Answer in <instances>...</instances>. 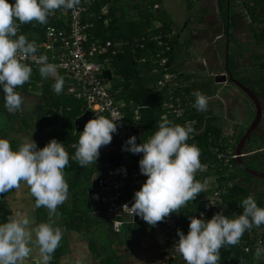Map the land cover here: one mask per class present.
<instances>
[{
    "label": "clouds",
    "instance_id": "9594fccd",
    "mask_svg": "<svg viewBox=\"0 0 264 264\" xmlns=\"http://www.w3.org/2000/svg\"><path fill=\"white\" fill-rule=\"evenodd\" d=\"M81 0H0V87L3 89L5 109L11 113L22 109L23 97L16 90L29 82L32 68L25 62L34 59L42 78L54 77L53 90L60 94L63 78L56 66L46 56L37 57L35 41L29 42L25 35H18L20 25L38 22L47 24L48 17L59 9H74ZM17 21L19 23H17ZM197 111L207 108V97L201 92L193 93ZM117 121V120H115ZM103 115L89 119L78 143L74 144L73 159L80 167L96 164L100 149L107 146L117 131V124ZM191 124H174L168 119L158 123V130L147 141L137 144L135 136L126 141L125 151L142 153L139 160L141 174L147 177L141 188L134 193L130 209L132 215L141 217L154 227L172 213L181 211L188 202L194 201L205 185L195 180V173L203 170L200 150L187 141L194 132ZM69 165V155L63 143L51 139L43 148L36 142L22 138L17 150L10 141L0 138V194L18 189L23 182L35 198V207L48 210V221L36 223L35 219L16 215L0 223V264H29L34 249L38 250L40 264H50L52 255L60 246L62 231L53 219L57 208L68 197V183L64 169ZM242 214L233 218L216 213L205 220L189 217V231L185 235L177 230V251L186 264H218L220 249L236 245L245 231L264 225V208L259 207L254 196L241 201ZM203 216V214H201ZM264 256V246L257 243L254 258Z\"/></svg>",
    "mask_w": 264,
    "mask_h": 264
},
{
    "label": "trees",
    "instance_id": "16d2710c",
    "mask_svg": "<svg viewBox=\"0 0 264 264\" xmlns=\"http://www.w3.org/2000/svg\"><path fill=\"white\" fill-rule=\"evenodd\" d=\"M185 1L187 8L191 10L195 6V3L200 4L203 0ZM8 2L12 4L15 0H8ZM152 2L156 3V1H150L149 4L151 6L154 5ZM216 2L218 13L224 20V35L227 38V46L230 42V38H233V31L240 27L235 12L237 6L242 5L243 15H240V17L242 19L248 18L252 38L263 49L259 54L262 61H259L257 66L258 69L264 71V4H261L259 0H216ZM101 3L98 4L99 8L94 10L92 16H88L91 11H88V9L83 14V20L93 22L94 25L89 31V43L95 41H98V43H105L107 40H129V46H123L122 50L115 49V52H113L111 48L105 55H91L90 58L98 61H103L104 58H108L106 68L110 70V79L105 80L113 81L110 84L109 91L113 94L115 100L124 101L125 106L123 108V113L125 121L132 128L133 134L137 138V143L140 144L147 141V139L152 136L156 130H158V123L162 120L168 119L174 124H179V122L174 120L167 112L166 92L163 89H157L155 87L158 75L153 72V68L155 67L153 57L157 47L153 41L149 40L143 44L142 48L139 47L140 38L150 37L157 30H161L165 39L170 43V50L168 52L170 66L172 67L171 70L176 72L173 68L172 62L174 61L175 50L181 45L179 41L180 35L177 32L173 33L171 31L168 20H165L163 17V23L159 28H149V24L152 21L158 18L160 19L164 14L157 16L155 15L156 13H149L147 11L150 10H147L148 6L146 5L144 9L146 10L145 12L147 14L146 17L148 23L146 22L143 29L132 37H122L113 33L109 25L104 27V18L100 15ZM94 5H97V3L92 4L91 2L89 7L92 9ZM59 10H56V14L53 16L48 17L47 24L41 25L38 22L33 21L31 23L20 25L18 35H27L26 37L29 42H44L46 40L45 29L47 26L65 25L64 20L61 19V12H59ZM86 13L87 16H85ZM17 23L19 22L17 21ZM149 29H152L151 32ZM30 36L33 38L30 39ZM37 52H41V49L37 48ZM226 62L228 71L231 72L236 79L243 82L253 92H255L264 109V85L262 76L257 79V88H254L250 85L249 77L242 76L240 73L234 72L235 58L228 52V47L226 48ZM39 66L40 65L35 67L30 66L32 68V74L35 78L40 76L38 70ZM58 74L64 81L63 90L60 94H56L53 90L52 86L55 83V80L46 82L43 81L42 83L44 96L41 97V99L44 103V114L42 120L40 121V125L42 129L53 125L51 123L54 119H58L57 117H52L54 110L56 111V115L58 113L61 114L60 127L50 129L47 133H42V135L50 140L54 138L58 142L63 143L65 150L69 155V165L64 169L65 177L68 179V190L74 193V198H77L78 196L87 195V191L89 193L90 186L92 184L96 185L97 188H100L97 178H109L115 181H121L119 178L122 177V173L121 171H118L113 164L108 163L105 152L100 153L96 164L89 165L90 168L80 167L73 159L75 148L72 144L78 143L79 132H82L75 130L74 120L86 109H88V106L83 100L76 99L71 93H69L68 88L72 83V80L67 77L62 70L58 72ZM28 85L29 83L26 82L21 88H19L20 90H25ZM178 86L175 89V93L181 96L183 108H185L184 98L182 92L179 91ZM164 115H166V118H163ZM253 115H255V109L252 111V116ZM97 116H99V114ZM196 116L197 114L191 115V112L187 111L185 108L183 116L184 119L182 120L196 119V123L193 124L195 133L187 142L189 144H195L199 148L200 162H205L209 165L207 171L195 173V180L204 183L206 178L211 175H215L214 180L216 185L213 187V190H219L222 198L221 207H226L225 210L223 209L224 215L228 216L230 219L233 218L234 215L242 214L243 209L241 207V201L248 195L254 196L258 206L264 208V191L258 190L254 193L250 191V183L253 182V175L244 171L238 165L236 158H232L229 161V166L233 167V172H230L228 165H224L221 161L217 160L215 154H213V151L217 147L218 151L233 155L235 153L236 145L239 139L243 136L248 125H246L245 128H242V130L235 137L234 142L230 143L227 139L222 138L220 128L213 124L214 121L211 118ZM247 146L252 147L247 150ZM252 151L254 152L249 153ZM242 153L246 154L241 157L244 166L250 169L262 171L264 168L263 133H252L244 143ZM239 176L242 177L245 186L236 182H232L231 184L228 183V181L234 180ZM257 181L264 182V179L258 178L255 179L254 182L257 183ZM203 193H205V191L199 193L194 201L188 202L187 205L179 212L178 215L184 226L188 225L190 221L189 217H199V212L203 208V203L200 201V195ZM4 194L5 193L0 194V218L3 220H5L6 215L8 214L5 202L2 200ZM100 194L98 198L100 197ZM92 197L95 198L93 191ZM66 224L69 226V221H66ZM157 226L159 228H164L162 222L158 223ZM256 228L264 229V225H261L260 227L253 226L249 230L245 231L238 244L226 245L222 247L220 249V260L218 264H264V260L254 258L257 243L260 242L261 246H264V230L258 232ZM245 248H248V250H245ZM171 262H174V257Z\"/></svg>",
    "mask_w": 264,
    "mask_h": 264
},
{
    "label": "crops",
    "instance_id": "0c3cea01",
    "mask_svg": "<svg viewBox=\"0 0 264 264\" xmlns=\"http://www.w3.org/2000/svg\"><path fill=\"white\" fill-rule=\"evenodd\" d=\"M150 1L151 0L92 1V4L97 3V5H94L92 9L88 7V11L91 10L88 16H92L94 10L99 8L98 4L103 2L101 3V7H100V15L104 18V24H103L104 27L109 25L113 33H116L122 37H126V36L132 37L133 35H135L140 30L143 29L146 22L148 23L146 17L147 14L144 11V7L145 5H150L149 4ZM204 1L210 2V0H203L202 2ZM123 2L125 3L124 5ZM158 3H162V0H158ZM158 3H155L154 5V7H157V5L159 7L158 8L159 11H156L155 15L157 16H160V14H164V15H162L160 19L158 18L152 21L149 24L151 26V27L149 26V28L156 29L160 27L163 23V18H164L165 20H168L171 31L173 33H176L177 31L173 29L172 27L173 23L170 21V18L173 21L171 14L168 11L160 10L163 7L161 6V4ZM184 3L186 6L185 0ZM124 9L125 10L127 9V12L130 15L129 19L125 18L126 12H124ZM187 10L189 9L187 8ZM59 12H61L60 13L61 19H63L65 23L66 13L63 11V8L59 10ZM147 12L153 13L151 10ZM202 13L203 15H201L202 17L198 19L197 23L199 26L203 27L202 29H204L206 33H208L207 36L203 38L204 40L203 49H205V46H208L207 43L209 41L212 45L218 40L224 38L225 25H224V20L222 19L220 20V22L222 23L223 28L219 31L213 30L217 28L216 24H219V19L216 18L213 23H210L205 16L206 12L204 9ZM235 15L237 17V21L240 25V28L243 27L245 25L244 24L245 22L239 15H237V10L235 12ZM85 16H87V13L85 14ZM183 20H185L184 25L186 27L188 23H190V18L188 17ZM209 25L210 26L212 25L211 27L212 29L210 27H207ZM238 28L236 29L238 30ZM149 30L151 32L152 29ZM211 31H213V35H214L212 40H210ZM177 33L180 35L179 41L181 45L178 46L177 49L175 50L174 59H173L174 61L172 62V65L173 68L176 70V72L175 71L174 72L177 74V79L179 83L178 88L179 91L182 92L186 110L191 112V115L197 114L196 117L211 118L214 121L213 124L220 128L222 138L227 139L230 143H233L235 137L237 136L236 133L239 130L241 131L243 128L242 124L244 123V119L247 117L250 103L247 102L246 104L243 105V108L245 107L244 111L246 112V114H244L243 117L241 116L239 120H235L233 118L228 119L227 115L223 113L222 109L224 108L227 109L229 105L232 104V99L237 97V93H236L237 91H235V89L233 88L235 84L230 85V81H229L227 85H224L223 82H217V79H214L216 85L220 87L216 88L213 93L205 95L208 100L206 110L197 111V109L193 107L195 103V97L192 95L191 87L187 84L189 83V81H191L190 79L191 77L192 79H194V75L188 70V68H186L185 66L183 67L181 65L182 60H180V66H181L180 70L176 65V52L177 50L182 51L181 41L183 38V36L180 34L179 31ZM193 34H195V32ZM32 38L33 37L30 36V39ZM107 41H111V40H107ZM45 42H48L47 38L44 42L36 43V46L38 49H41V53L43 52L50 53L51 50L50 51L45 50L42 47V44ZM112 42L113 43L118 42L121 44L125 42L128 43L122 45H114L113 47H111L113 52H115V49L122 50L123 46L125 45L129 46V40H116ZM234 42L235 40L233 38L232 43ZM189 44L191 45L192 43H188L187 41L186 43L187 49H185V51L183 52H187L188 49H190ZM212 49H214V47H212ZM232 49L234 51L233 57L235 58V63H234L235 65L233 71L236 73H240L242 76H247L245 72L241 70L242 67L236 58V57L238 58L242 57L243 53L248 50L247 47H242V48L240 47L239 50L241 52L238 53L237 55H235L237 53L235 48L232 47ZM56 50L57 48L54 46V49L52 51H56ZM206 54L208 57L206 63L211 69V71L209 72L210 77L215 76L214 74L215 72L213 71L214 68L210 65V61H216L217 64L223 63L222 66L224 67V70L228 72L226 58L223 57L221 51H217V52L210 51V52H206ZM251 56L256 58L257 54ZM107 63L104 64V70L108 69L106 68ZM56 69L57 72L61 71L58 68ZM210 77L206 76V78H210ZM105 79L108 78L104 77V82L106 83ZM33 80H35V84H34L35 87H39L41 89V92L40 91H36L34 93L30 92L32 90L28 92V90L31 87L25 90L22 89L20 90L21 87L20 88L18 87L16 90L23 97L22 109L18 111V117L14 116L13 118H11L9 125L5 127L6 128L5 131H2L0 133V138H5L10 141L13 150H17L18 145L21 143L22 138L30 139L32 137L34 141L40 139L46 145L50 141V139L43 136L42 133H47L50 129H53L55 127H60L61 125V118H60L61 114L58 113L56 115V111L54 109H53L54 112L52 114L53 115L52 117H57L58 119L57 120L54 119V121L51 123L53 125L48 126L47 128L44 129H42L40 125V121L42 120L44 114L43 112L44 103L41 99V97L44 96L42 83L43 81L45 82L53 81L55 80V78L54 77L42 78L41 76H38L37 78L34 77ZM256 81L257 79L250 80V85L254 88H257ZM28 83L30 86L32 85L30 81ZM108 87H110V85ZM222 87L226 89V93L224 95L220 94ZM0 88H1L0 92L3 93L2 87ZM222 97H225V100L222 99ZM243 100H244L243 97H241L240 104L244 102ZM116 101H118L119 103H124L123 100H116ZM251 104L253 107L252 109L253 111L255 109V106L252 101ZM27 105H29L30 108H27ZM227 111L229 110H226V112ZM97 115L98 114H96V116ZM224 117H226V120L222 122ZM163 118H166V115H164ZM111 142L119 145L118 141L114 138L112 139ZM73 145L74 144H72V146ZM253 152L254 151L249 153H253ZM244 155L246 154L244 153ZM124 156L125 155H123V159ZM127 156L129 159L125 164L126 174L122 166V162H123L122 159L120 161L121 167L119 170L122 173V177L119 179L125 184L124 195L126 199L130 203H134L132 202L134 201L133 199L135 193L134 188H136V191H138V189L133 185L131 178V172H132L131 169H132L133 160L129 156V154ZM228 169L230 172H233L232 166H229ZM65 178L68 183L67 177ZM214 178L215 175L214 176L211 175L204 180L203 184L205 185V196L201 195L200 196L201 200L203 201L208 200L209 193H211L213 187L216 185ZM232 182L233 183L236 182L244 186L242 183L243 180L241 176L235 178L234 180L228 181L229 184H231ZM92 191L93 194L95 195V198L92 197ZM103 191H104L103 189L97 188L96 185L92 184L90 186L89 193L87 191V195L78 196L77 198H74L73 197L74 193L68 190L67 200L63 204L58 206L57 208L58 214L53 217V219L56 222L55 226L59 227L62 231V239L60 241V246L55 250V252L52 255L50 264H172L173 262H171V260L173 258L167 256L168 253H170L171 251V245L167 243L165 240V229L162 227L159 228L157 225L152 227L148 225L144 220L136 221L134 220L133 216L124 214L120 217L122 224L120 225L119 230L118 231L114 230L110 219L104 214L101 205L98 203V196ZM2 200L5 202V206H6V210L8 211V214L6 215L5 220L0 218V223H5L8 221L9 218L14 217L16 215L33 218L35 219L36 223L48 221V210L44 207H40V208L35 207V198L31 195L29 188L23 182H21V185L18 189H13L5 193L2 197ZM224 209H226V207H224ZM220 211H221L220 213L224 214L222 210ZM216 213L219 212L217 211L211 212L209 215H207V218L205 220L211 219L212 216ZM66 221H69L68 224L69 226H67ZM161 236H163L164 239H161L160 238ZM29 264H40V257L38 254V250L34 249L33 254L29 259Z\"/></svg>",
    "mask_w": 264,
    "mask_h": 264
},
{
    "label": "built area",
    "instance_id": "2783aa9c",
    "mask_svg": "<svg viewBox=\"0 0 264 264\" xmlns=\"http://www.w3.org/2000/svg\"><path fill=\"white\" fill-rule=\"evenodd\" d=\"M94 0H81L80 4L74 9H63L66 13V22L64 26L49 25L45 29V36L48 42L42 44L45 50H51L49 53L36 52V56L41 55L48 58V62L54 64L56 68L62 70L64 74L72 80L68 91L76 99L83 100L88 109L94 111L96 114L104 115L105 117L115 121L117 124V131L113 133V138L116 139L123 147L126 146V141L134 136L130 125L125 121L123 113L124 103L116 101L109 91V87L104 82L102 72L104 64L108 62V58L103 61H98L90 58L91 55L100 56L105 55L114 45L128 44L113 43L112 41H105V43L92 42L89 43V31L93 28V22L83 20V14L87 11L90 3ZM56 14V11H55ZM53 16V15H50ZM159 28V27H158ZM153 41L157 47L154 55L155 67L153 72L158 74L155 82L157 89H163L167 95L166 107L170 116L179 122L180 125L196 123V119H184V108L182 98L175 93L178 86L177 74L171 70L170 58L168 52L170 50V43L165 39L161 30H157L150 37L140 38L139 47L147 41ZM54 46L56 51H52ZM23 62L30 66H38L39 64L34 59H26ZM182 121V122H181ZM195 131L190 134L192 138ZM137 143V140H136ZM188 143V142H187ZM138 144V143H137ZM125 151V150H124ZM133 160V168L131 172L132 183L138 190L141 188L147 177L140 172L139 160L142 158V153L133 154L126 151ZM217 160L224 165H228L232 158H236V154L230 155L218 151L216 147L213 151ZM205 167L203 170L197 172H205L208 170V163L201 162ZM100 189L104 191L100 194L98 202L101 205L104 214L110 219L113 229L118 231L122 221L120 217L124 214L133 216L130 209H123V205L130 203L124 195V183L122 181H115L109 178L98 179ZM222 198L219 190L215 189L209 193V198L203 205L199 212L198 218L206 219L207 215L212 211L220 212ZM203 214V216H201ZM165 229V240L170 243L171 251L168 257H178L181 264H186L180 253L177 251L176 242L179 239L177 230H181L185 235L189 231V224L184 226L180 217L176 213H172L163 222ZM248 250V248H245Z\"/></svg>",
    "mask_w": 264,
    "mask_h": 264
},
{
    "label": "rangeland",
    "instance_id": "374dc122",
    "mask_svg": "<svg viewBox=\"0 0 264 264\" xmlns=\"http://www.w3.org/2000/svg\"><path fill=\"white\" fill-rule=\"evenodd\" d=\"M151 1H156V3H158V0H151ZM259 2L261 4H264V0H259ZM124 4L125 3L123 2V5ZM152 4L155 5V3H153V2H152ZM158 4H161V6L163 7L160 10L168 11L171 14L173 21L171 20V18H170V21L173 23V25H172L173 29L177 32L179 31L180 34L183 36L182 41H181L182 42V46H181L182 51L177 50V52H176V65H177L178 69L180 70L181 69L180 60H182L181 65L183 67L185 66L186 68H188V70L191 73H193L194 79H192V77H191L190 79L192 82L189 81V83H187L192 89V95H193V93H195L197 91L202 92V94H204V95H207V94L213 93L216 88L220 87V86L216 85L214 78H212V76L210 77V75H209V72L211 71V69L206 63L207 59H208L206 52L221 51V54H223V57L226 58V48L227 47H228V52L231 55H233V53H234L232 47H234L236 52H237L235 55H237L238 53L241 52L239 50L240 47L241 48L247 47L248 50L243 53L242 57H240V58L236 57L237 60L239 61L240 65H241V67H242L241 70L245 72V74L247 75L246 77H249L250 80H252V79L256 80L260 76H262L263 85H264V71H261L260 69H258V66H257L258 62L262 61V58L259 57V54L262 52L263 49L252 38V32H251L250 26L248 24V21H249L248 18L243 19L245 22L244 23L245 25L243 27H241V28L239 27L238 30L235 29L233 31V33H234L233 38L235 40L234 43H232L233 38H230V42L227 46V44H226L227 38H226V36H224V38L218 40L217 42H215L212 45H211L210 41L209 42L207 41L208 46H205V49H203V45H204L203 38L205 36H207L208 33H206L205 30L202 29L203 27L199 26L197 23L198 19L200 17H202L201 15H203V13H202L203 9L206 12L205 16L210 23H213L216 18L219 19V24H216L217 28L213 29V30L219 31L223 28L222 23L220 22V20H222V17L218 13V7H217L216 1L210 0V2L204 1V2H201L200 4L195 3V6L191 10H187L185 3H184V0H162V3H158ZM154 5L153 6L147 5L148 6L147 10H151L153 13H156V11H159L158 5L156 4L157 7H154ZM242 8H243L242 5L237 6V8H236L237 15H239V16L243 15L242 14L243 13ZM144 11H146V10L144 9ZM124 12H126L125 18L129 19L130 15L127 12V9L126 10L124 9ZM188 17L190 18V23H188V25L185 27V25H184L185 20H183V19L188 18ZM207 27L211 28L212 25L211 26L209 25ZM194 32H195V34H193ZM235 35H236V37H235ZM213 36H214L213 31H211L210 40H212ZM186 39H187L188 43H192V44L191 45L189 44L190 49H188L187 52H183V51H185V49H187ZM206 39H207V37H206ZM212 47H214V49H212ZM254 54H257L256 58L251 56ZM210 65L214 68L213 71L215 72L214 73L215 75L216 74H218V75L225 74L226 75L225 80H220V82H223L224 85H227L229 80L227 79V77H228L227 71H225L224 67L222 66L223 63L217 64L216 61H210ZM206 76H209L210 78H206ZM33 79H34V75L32 74L30 77V80H29L32 83V85L31 86L28 85L26 87V89L31 87L28 90V92L30 90H32L30 92H33V93L36 91L41 92V89L39 87H35V85H34L35 80H33ZM112 82L113 81H106L107 86H109ZM230 85H234V84H232L230 82ZM233 88L235 89V91H237L236 92L237 97L235 96L236 98L232 99V104H230L227 109L226 108L222 109V111L225 115H227L228 119L233 118L235 120H239L241 116L243 117L244 114H246V112L244 111L245 107L243 108V105L246 104L247 102L250 103V106L248 108L249 111L247 113V117L244 119V123L242 124V127L245 128V126L249 125L254 118V115L252 116L253 107L251 104V100L248 99L247 95L241 89H239L237 86L234 85ZM33 93H31V94H33ZM225 93H226V89H224L222 87L220 94L224 95ZM241 97H243V99H244L243 100L244 102L242 104H240ZM222 99L225 100V97H222ZM35 101H36V99H35ZM27 108H30V106L27 105ZM226 110H229V111L226 112ZM221 115H223V114H221ZM14 116L18 117V112H16L15 114H11L5 109L4 101H3V93L0 92V133L2 131H5V129H6L5 127L7 125H9L10 119L13 118ZM224 120H226V117L223 118L222 122H224ZM239 128H240V126H239ZM239 131L236 134H238ZM256 131L261 132L264 135V109H263L261 121L258 124ZM35 142H36L38 148H43L45 146V143L42 142L40 139L36 140ZM251 147L252 146H247L246 149L249 150ZM124 155L125 156H124V159L122 162V166H123L124 172L126 174L125 164L129 158L127 156L128 154L126 151L124 152ZM86 168H90V166H87ZM262 171L264 172V168L262 169ZM258 178H260V177H258ZM258 178H257V176L253 175V180H252L253 182L250 183V191H252V193H254L258 190L264 191V182H261V181H257V183L254 182L255 179H258ZM260 179H263V178H260ZM243 185L245 186L244 183H243ZM134 191H136V188H134ZM201 195L205 196V193H203ZM200 201L203 203V205L206 202V201H203L201 199H200ZM132 202H134V201H132ZM223 209L224 208L221 207L220 210H222V212H223ZM256 230L258 232H261L264 229H257L256 228ZM160 238L164 239L163 236H161ZM258 260H264V256H262ZM172 264H181V262L179 261L178 257L174 256V262Z\"/></svg>",
    "mask_w": 264,
    "mask_h": 264
},
{
    "label": "water",
    "instance_id": "95a60500",
    "mask_svg": "<svg viewBox=\"0 0 264 264\" xmlns=\"http://www.w3.org/2000/svg\"><path fill=\"white\" fill-rule=\"evenodd\" d=\"M103 77L105 78H110V71L108 69H105L102 72ZM225 74H221V75H217V82H220V80H225ZM227 79L234 83L238 88H240L248 97L249 99L253 102L254 106H255V115L253 120L251 121V123L248 125L246 131L244 132L243 136L239 139L237 145H236V149H235V153H236V161L238 163V165L244 170L247 171L249 174L263 178L264 179V172L263 171H258L255 169H250L246 166L243 165L241 157L244 155V153H242V147L244 146V143L246 142V140L249 138V136L251 135V133L254 131V129L257 127V125L260 122L261 116H262V105H261V101L260 99L257 97V95L255 94V92H253L247 85H245L243 82L239 81L238 79H236L231 72H227ZM220 78V79H219ZM96 116V113L90 109H86L80 116H78L75 120H74V125H75V129L76 131H83L84 129V125L85 123L89 120V119H94ZM101 152H105L106 156H107V160L109 164H113L116 166V169L119 171L120 170V161L123 159V155H124V149L122 146L117 145L113 142H111L109 145L107 146H103L100 149V153ZM134 220L138 221V220H143L141 217L137 216V215H133Z\"/></svg>",
    "mask_w": 264,
    "mask_h": 264
},
{
    "label": "flooded vegetation",
    "instance_id": "af4514ba",
    "mask_svg": "<svg viewBox=\"0 0 264 264\" xmlns=\"http://www.w3.org/2000/svg\"><path fill=\"white\" fill-rule=\"evenodd\" d=\"M217 75H218V74H216L215 76H212V78H214V79H218V78H217ZM261 105H262V104H261ZM262 108H263V106H262ZM260 121H261V119H260ZM259 123H260V122H259ZM256 130H257V127L254 129V131H253L252 133L257 132ZM252 133H251V134H252Z\"/></svg>",
    "mask_w": 264,
    "mask_h": 264
}]
</instances>
